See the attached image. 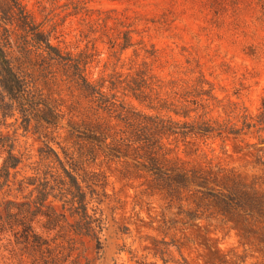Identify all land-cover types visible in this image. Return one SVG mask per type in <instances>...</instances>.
I'll list each match as a JSON object with an SVG mask.
<instances>
[{
    "label": "rangeland",
    "instance_id": "374dc122",
    "mask_svg": "<svg viewBox=\"0 0 264 264\" xmlns=\"http://www.w3.org/2000/svg\"><path fill=\"white\" fill-rule=\"evenodd\" d=\"M18 2L30 16L28 27L17 20L14 0H0V72L7 61L32 96L11 97L0 73V133L15 136L23 157L10 188L0 191V211L9 200L37 198L34 187L19 191L18 183L38 170L53 173L54 150L79 178L99 231L100 246L84 240L83 264H264V152L256 150L264 144L255 134L224 140L182 125L198 117L239 128L244 116L259 114L264 0ZM143 62L174 100L196 108L190 117L151 109L125 90ZM78 63L90 82L102 83L106 99L82 89ZM30 101L39 110L51 105L61 122L48 124L51 116L41 111L35 117ZM67 124L102 134L133 159L144 138L162 144L167 171L206 177L210 191L157 176L155 165L118 157ZM41 149L51 156L45 162ZM50 201L62 212L59 199ZM45 222L38 218L35 230L53 238L57 231ZM10 241L12 233L0 232V264L20 263Z\"/></svg>",
    "mask_w": 264,
    "mask_h": 264
},
{
    "label": "trees",
    "instance_id": "16d2710c",
    "mask_svg": "<svg viewBox=\"0 0 264 264\" xmlns=\"http://www.w3.org/2000/svg\"><path fill=\"white\" fill-rule=\"evenodd\" d=\"M14 1L17 5L15 16L19 22H23L25 25L30 16L18 0ZM232 6L235 8L240 7L237 1ZM2 65L3 67H1L0 73L4 74L2 84L5 91L17 101L19 99L21 101L26 100L27 97L29 98L31 92L26 89L17 74L12 72L8 62L3 61ZM78 71L81 87L84 91L89 92L91 96L100 100L107 98L106 94L101 91L103 88L102 83L90 82L85 75V69L82 68L81 63H78ZM125 90L135 100L142 104H148L151 109H165L185 118L190 117L191 112L196 111V108H191L179 100H174L169 89L165 88L160 81H156L155 77L151 75L145 62L135 70ZM31 101V106L28 108V111L35 117H41V111V113L51 116V119L46 120L48 124L57 125L61 122L58 114L51 105L42 103L44 108L39 110V104ZM117 101L115 99L112 105L116 106ZM1 109L8 111L10 107H2ZM127 110L130 109L127 108ZM7 117H9L8 114L4 118L6 119ZM145 118L149 120H160L158 116L154 118L145 116ZM162 122L164 121L162 120L161 124ZM169 122L176 126L179 125L177 122ZM182 125H188L191 130H197L199 128L204 135L216 134L224 140H229L232 137L238 138L239 136L255 134L260 144H264V138H262V134H264V96L261 100L259 114L255 117L244 116L239 128L237 125L229 124L210 125L205 120L198 121V117L191 123H183ZM215 125L218 128H214ZM67 126L74 133L81 134L85 137L88 136L87 133L78 127L71 124H67ZM160 129H165L166 131L163 125L160 126ZM174 134L182 135V133L177 132H174ZM101 135L97 136L94 133L87 138H93L98 144L115 153L118 157L133 159L127 154H122L119 150L110 148L106 144V138ZM17 144L18 141L15 136L0 133V160H2L0 164V191L10 188L12 171H16L23 163V157L17 151ZM252 146L256 147L257 145L254 144ZM163 150L162 144L151 143L150 139L144 138L143 144L137 148L136 156L133 160L145 168H150L148 165H155V168H152V170L157 176L174 177L180 179L183 185L186 183V185L194 186L200 190L210 191L206 186L211 180L206 177L200 178L195 174L190 175V172L185 171L177 174H173V171H167L162 166L163 163L161 162V157H159V154ZM256 150L264 152V147ZM50 151L54 160V167L51 168V170H54L51 171L53 173L39 172L38 170L34 176L26 177L18 183L19 191L32 186L34 187V191L38 193V196L34 200H27L21 203L9 200L5 205L4 211H0V232L13 234L14 241H10V245L13 246L12 252L18 251L16 255L20 257L19 264H28L29 258L31 264H83L86 260L85 253L87 250V248H84L86 245V241L84 240L90 238L100 246L99 231L93 225L92 216L89 215L86 193L82 188L79 178L74 174L72 168H69L61 160L57 152L54 150ZM40 157L42 162H45L51 156L46 154L45 150L41 149ZM49 174L50 176L48 177ZM51 197L59 199L62 202V212L58 211L51 203ZM67 212L70 213L71 218L77 216L78 219L71 222ZM38 218L46 219V229L49 231H57V234L53 238L45 237L36 232L34 223ZM75 253L77 256L74 257Z\"/></svg>",
    "mask_w": 264,
    "mask_h": 264
}]
</instances>
